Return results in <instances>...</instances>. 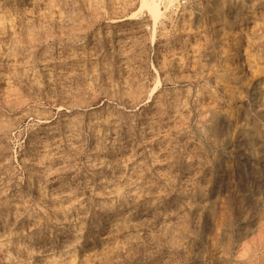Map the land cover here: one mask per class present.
<instances>
[{
  "label": "rangeland",
  "instance_id": "rangeland-1",
  "mask_svg": "<svg viewBox=\"0 0 264 264\" xmlns=\"http://www.w3.org/2000/svg\"><path fill=\"white\" fill-rule=\"evenodd\" d=\"M0 0V264H264V0Z\"/></svg>",
  "mask_w": 264,
  "mask_h": 264
},
{
  "label": "bare ground",
  "instance_id": "bare-ground-1",
  "mask_svg": "<svg viewBox=\"0 0 264 264\" xmlns=\"http://www.w3.org/2000/svg\"><path fill=\"white\" fill-rule=\"evenodd\" d=\"M153 15H158L157 0H143Z\"/></svg>",
  "mask_w": 264,
  "mask_h": 264
}]
</instances>
